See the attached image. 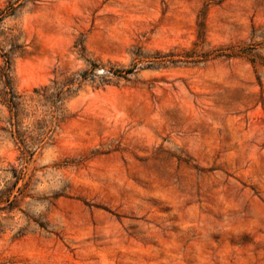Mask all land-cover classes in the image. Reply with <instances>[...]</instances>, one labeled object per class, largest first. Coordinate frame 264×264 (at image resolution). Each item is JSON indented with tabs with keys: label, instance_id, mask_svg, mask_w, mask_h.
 <instances>
[{
	"label": "rangeland",
	"instance_id": "rangeland-1",
	"mask_svg": "<svg viewBox=\"0 0 264 264\" xmlns=\"http://www.w3.org/2000/svg\"><path fill=\"white\" fill-rule=\"evenodd\" d=\"M4 55L0 264H264V0H0Z\"/></svg>",
	"mask_w": 264,
	"mask_h": 264
},
{
	"label": "trees",
	"instance_id": "trees-1",
	"mask_svg": "<svg viewBox=\"0 0 264 264\" xmlns=\"http://www.w3.org/2000/svg\"><path fill=\"white\" fill-rule=\"evenodd\" d=\"M15 12V8L12 7L5 11L6 15H13ZM6 64L4 67L0 68V82L2 84V89H0V104L6 105L9 113H10V126L12 127V136L15 139H19L22 144H24L25 138L24 135H21L18 127L20 120V112L23 105L22 96L18 95L13 87L12 82V63L7 55ZM97 67V65H94ZM127 73L133 72V69H128ZM123 71L117 70L113 71V74L120 75ZM86 76V73L83 74V77ZM36 94L39 97H42L49 102L53 107H59L60 103L64 100L65 91L63 89H56L55 92L50 93V89L48 87H44L43 89L36 90ZM54 116V115H53ZM55 117V116H54ZM45 132L43 131L42 135H46L48 132V125L44 126ZM31 156L33 154H30ZM12 177L11 179H5L2 183H0V212L7 211L8 213L14 212L18 209L19 201H22L21 198H25V188L28 186V183L25 184L24 188L18 187V184L21 180L25 179L26 173L21 169L18 170L16 168L11 169ZM12 179L15 181L13 182ZM40 227L45 228V225L40 221H36ZM22 235L21 231L19 235Z\"/></svg>",
	"mask_w": 264,
	"mask_h": 264
}]
</instances>
